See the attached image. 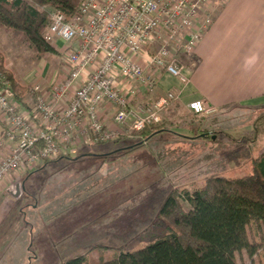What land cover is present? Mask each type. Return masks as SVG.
<instances>
[{"label":"rangeland","instance_id":"374dc122","mask_svg":"<svg viewBox=\"0 0 264 264\" xmlns=\"http://www.w3.org/2000/svg\"><path fill=\"white\" fill-rule=\"evenodd\" d=\"M38 9L50 12L47 7ZM7 36L9 41H1L0 46V74L7 77L8 72L16 83L28 88L23 108L32 111L33 88L39 86L49 97L51 86L67 76L68 68L60 49L57 56L39 57L27 44ZM178 40L179 46L173 44L171 54L183 66L192 65L193 57L181 52L183 42ZM210 116L176 119L167 123L168 132H159L147 144L133 148L129 144L136 140L137 131L131 124L113 125L116 135L106 142L79 140L70 146L67 156L91 155L82 157L74 167L62 168L65 162L59 161L28 174L41 162L63 156L57 154L6 175L0 181V264H59L77 256H84L87 264L112 259L120 248L133 251L162 235L153 222L173 188H199L209 175L234 178L251 174V158L264 154V110L236 108L227 116ZM205 117L208 119H200ZM4 124L0 122V133ZM202 128L208 130L209 138L199 132ZM178 136L196 138L191 142ZM116 140L119 142L113 143ZM160 151L163 158L157 160ZM6 153L7 148H0V158ZM76 173L93 177L86 186L91 184L95 186L91 190L99 188L100 192L88 202L79 197L78 203L68 207L73 201L67 196L76 188L69 180ZM182 207L187 209L184 203ZM249 234L256 244L264 241L254 225ZM236 259L238 264H264V249L251 257L243 251Z\"/></svg>","mask_w":264,"mask_h":264},{"label":"built area","instance_id":"2783aa9c","mask_svg":"<svg viewBox=\"0 0 264 264\" xmlns=\"http://www.w3.org/2000/svg\"><path fill=\"white\" fill-rule=\"evenodd\" d=\"M211 2L82 0L69 21L58 11L47 12L50 25L44 37L60 49L68 73L51 86L49 97L39 86L33 88L32 111L14 100L10 82L0 74V122L5 123L0 145L7 148L0 158V181L38 159L67 155L79 140L106 142L116 135L113 125L129 122L132 130L140 131L160 123V112L176 96L168 92L146 103L145 94L161 74L187 83L185 66L171 46L179 38L181 52L193 57L212 22ZM104 106L113 110L110 128L101 119ZM187 109L194 116L216 112L201 100L190 102Z\"/></svg>","mask_w":264,"mask_h":264},{"label":"trees","instance_id":"16d2710c","mask_svg":"<svg viewBox=\"0 0 264 264\" xmlns=\"http://www.w3.org/2000/svg\"><path fill=\"white\" fill-rule=\"evenodd\" d=\"M81 1L0 0V29L13 39L27 44L39 57L48 54L57 56L56 47L44 37V32L50 25L47 13L41 12L38 7L58 11L64 15L66 21H69L77 15ZM1 71L3 69L0 64ZM6 76L11 84L14 100L23 108L28 88L16 83L12 74L6 72ZM262 118L264 119V116ZM199 130L204 132V139L209 138L208 130L204 128ZM159 132H168L166 122L148 125L135 132L136 140H131L132 143L129 145L132 148L139 144L145 145L148 139ZM226 137L232 143L237 142L229 135ZM178 138L192 142L196 137ZM210 138L213 140V136ZM251 141L253 140L249 142ZM117 142L119 140L113 141ZM162 151L158 152L157 160L163 158ZM89 155L60 156L52 162H41L39 168L28 174L46 169L47 165L59 161L65 162L62 168L74 167L80 163L82 157ZM250 161L253 166L252 173L246 176L227 178L209 175L203 178L199 188L192 190L173 188L161 202L153 222L154 227L161 230L162 235L133 251H123L120 248L112 259L103 261L100 259L97 264H238L237 254L245 251L251 257L264 249V241L256 244L249 234V229L254 225L264 236V154L251 158ZM92 178L86 177V173H76V177L72 175L69 181L76 188L74 194L67 196L73 201L67 205L68 207L78 203L79 197L80 200L88 202L100 192L99 188L91 190L95 187L91 184L86 186ZM80 184L83 187L81 189ZM182 203L187 205L186 210L183 209ZM120 215L121 213L118 215L121 219ZM59 264L87 263L84 256H77Z\"/></svg>","mask_w":264,"mask_h":264},{"label":"crops","instance_id":"0c3cea01","mask_svg":"<svg viewBox=\"0 0 264 264\" xmlns=\"http://www.w3.org/2000/svg\"><path fill=\"white\" fill-rule=\"evenodd\" d=\"M209 13L212 22L193 50L194 62L185 65L187 83L161 74L145 94L146 103L168 92L176 96L160 112L163 122L192 117L187 105L194 100L216 110L210 117L227 116L236 108L264 110V0H212ZM1 41L9 38L0 29V46ZM101 116L112 126L110 107L104 106Z\"/></svg>","mask_w":264,"mask_h":264},{"label":"water","instance_id":"95a60500","mask_svg":"<svg viewBox=\"0 0 264 264\" xmlns=\"http://www.w3.org/2000/svg\"><path fill=\"white\" fill-rule=\"evenodd\" d=\"M213 139H214V137H213ZM18 187V186H17ZM17 192H18V190H17Z\"/></svg>","mask_w":264,"mask_h":264}]
</instances>
